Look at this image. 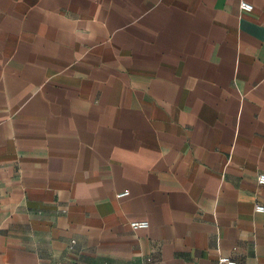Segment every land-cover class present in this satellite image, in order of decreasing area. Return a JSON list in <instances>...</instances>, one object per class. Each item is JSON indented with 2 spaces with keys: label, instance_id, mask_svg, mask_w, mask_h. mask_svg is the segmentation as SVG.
Masks as SVG:
<instances>
[{
  "label": "crops",
  "instance_id": "1",
  "mask_svg": "<svg viewBox=\"0 0 264 264\" xmlns=\"http://www.w3.org/2000/svg\"><path fill=\"white\" fill-rule=\"evenodd\" d=\"M241 1L0 0V264H264Z\"/></svg>",
  "mask_w": 264,
  "mask_h": 264
},
{
  "label": "built area",
  "instance_id": "2",
  "mask_svg": "<svg viewBox=\"0 0 264 264\" xmlns=\"http://www.w3.org/2000/svg\"><path fill=\"white\" fill-rule=\"evenodd\" d=\"M241 8L244 10V11H247V12H250L254 9V5L250 2H247L245 0H242L241 1ZM258 182L260 184H264V173L260 174L258 176ZM130 191L129 190H124V191H121L119 193H117V196L118 197H124V196H127L129 195ZM256 210L258 211H264V205L262 204H257L256 205ZM131 226L132 228L134 229H138V228H147L149 227V221L148 220H133L131 221ZM222 262H232V260L228 257H223L221 259Z\"/></svg>",
  "mask_w": 264,
  "mask_h": 264
}]
</instances>
